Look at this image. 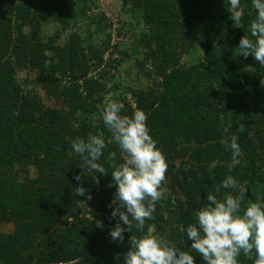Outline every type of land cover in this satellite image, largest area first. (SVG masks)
<instances>
[{
	"label": "trees",
	"instance_id": "16d2710c",
	"mask_svg": "<svg viewBox=\"0 0 264 264\" xmlns=\"http://www.w3.org/2000/svg\"><path fill=\"white\" fill-rule=\"evenodd\" d=\"M123 1L141 11L145 26L138 41L143 57L136 67L150 85L134 91L136 105L147 114L150 134L166 158L167 187L179 193L161 196L145 230L192 251L185 229L195 223L206 193L214 192L226 175L246 189L244 206L256 192L264 202V67L251 54L245 60L237 57L256 12L251 0H241L243 27H237L227 0ZM86 14L75 0H0V264H124L131 236L141 235L133 228L123 241L111 239L116 224L109 207L116 191L111 172L84 170L71 148L76 137L100 134L107 151H116L117 163L122 162L102 119L87 120L102 113L96 95L104 87L103 73L89 76L90 62L100 67L107 48L80 36L78 23ZM44 21L59 23L61 30L42 37ZM62 32L68 34L65 44L58 40ZM196 42L203 58L183 64V53ZM251 63L256 81L246 98L239 83L242 69ZM17 68L36 71L38 82L61 107L47 106L33 90L25 92ZM56 69L63 74L78 69L82 82L62 86ZM232 135L241 147L236 161L220 143ZM17 163L34 165L38 176L20 181ZM100 163L108 166L105 157ZM81 185L92 195L84 207L78 200L84 197L75 195ZM225 194L236 193L221 188L217 195ZM99 221L103 227H97ZM2 222H13V232L4 234ZM192 255L202 264L196 252ZM239 261L254 264L243 253Z\"/></svg>",
	"mask_w": 264,
	"mask_h": 264
},
{
	"label": "clouds",
	"instance_id": "9594fccd",
	"mask_svg": "<svg viewBox=\"0 0 264 264\" xmlns=\"http://www.w3.org/2000/svg\"><path fill=\"white\" fill-rule=\"evenodd\" d=\"M228 12L233 24L243 27L244 16L241 0H227ZM255 18L250 23L249 35L239 41V54L253 55L264 67V0H251ZM125 105L119 100L110 101L102 110V121L121 154L117 163V152L107 151L108 144L103 135H89L87 139L76 137L71 141L72 151L78 155L84 170L95 174L111 172V185L115 186L110 200L111 217L116 219L115 227L109 232L114 242L124 240L126 231L135 228L141 235L131 236L130 248L124 256V264H196V252L202 264H240L241 253L264 264V202L243 205L246 189L231 174L225 176L214 192L206 193V202L196 212L195 223L185 231L190 249L186 251L173 241L145 230L146 221L154 218L156 204L162 196V185L166 182L168 164L150 134L147 114L140 109L130 115L123 114ZM227 131V129H225ZM220 143L230 151L233 161L241 155L238 137L221 138ZM107 155L105 156V152ZM105 157L107 167L100 163ZM231 172V169H229ZM75 179L80 180V175ZM221 188L231 189L233 194L218 197ZM76 197L80 207L92 195L85 187L77 186ZM97 227H103L97 222Z\"/></svg>",
	"mask_w": 264,
	"mask_h": 264
},
{
	"label": "rangeland",
	"instance_id": "374dc122",
	"mask_svg": "<svg viewBox=\"0 0 264 264\" xmlns=\"http://www.w3.org/2000/svg\"><path fill=\"white\" fill-rule=\"evenodd\" d=\"M75 4L84 8L87 12L78 23L80 36L84 39H91L93 42L103 45V48H107L104 50V63L100 67H96L94 62H90L89 68V76L96 78L99 77L101 73L104 74L99 77L103 78L101 81L104 82V87L100 89L96 95L99 102L98 108L103 110L110 101L119 100L125 105L124 112L130 115L132 112L130 110L131 108L134 110L139 109L136 105V94L134 91L140 88L144 89L150 85V82L145 78L144 74L136 67V60L142 59L143 57V47L138 46L140 34L145 30L141 11L134 7L133 4L124 3L123 0H75ZM59 30H61L59 23L44 21L41 35L44 38H50ZM26 31L28 32V30ZM58 40L60 44H65L68 40V34L62 32ZM106 40H110L108 47L104 44ZM48 56L50 59V57L54 55L48 54ZM203 56L204 53L198 42H196V44L188 47L187 52L183 53L181 62L188 65L194 64L201 61ZM237 57L240 60H245V57L239 54V51ZM106 63L108 65H106ZM239 63L242 64L244 62L239 61ZM47 67L50 68V64H48ZM105 71L106 73H104ZM253 71L254 67L252 63L245 65L242 69L243 74L240 78L239 90L246 98L252 93V87L256 81ZM16 74L18 80L24 85L25 92L33 90L42 97L43 102L47 106L61 107L58 99L49 96L43 88V85L38 82L36 71L17 68ZM82 75L83 74L78 69L70 70L66 74L58 72V69H56L54 77L57 79V82L59 80V84L63 86L73 82L74 79L82 82ZM227 77H232V73L230 72ZM81 84L85 88V84ZM83 87L82 89H84ZM78 115L81 118H87L88 116V114L80 112ZM101 119L102 115L97 112H94L87 118L88 122L93 124L98 123ZM99 132L101 133V131ZM23 165L24 164H16L19 168L18 178L20 181H25V178L34 179L38 176V169L34 165ZM177 194L179 195L178 192L172 193V191L168 189L167 182L163 184V198L170 195L177 196ZM260 196L261 193H254L249 203L259 202ZM167 202L168 201H166L164 205H167ZM14 225L13 222H2L1 231L4 234L11 233L13 232Z\"/></svg>",
	"mask_w": 264,
	"mask_h": 264
}]
</instances>
